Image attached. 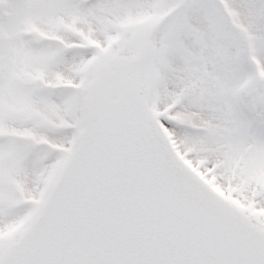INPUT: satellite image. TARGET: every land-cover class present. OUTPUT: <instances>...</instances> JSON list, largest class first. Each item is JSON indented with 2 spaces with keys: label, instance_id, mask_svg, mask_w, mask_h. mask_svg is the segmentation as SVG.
Segmentation results:
<instances>
[{
  "label": "snow or ice",
  "instance_id": "obj_1",
  "mask_svg": "<svg viewBox=\"0 0 264 264\" xmlns=\"http://www.w3.org/2000/svg\"><path fill=\"white\" fill-rule=\"evenodd\" d=\"M0 264H264V0H0Z\"/></svg>",
  "mask_w": 264,
  "mask_h": 264
}]
</instances>
